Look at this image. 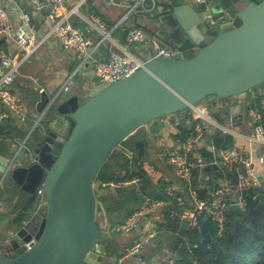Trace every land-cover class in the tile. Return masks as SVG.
Segmentation results:
<instances>
[{
	"label": "water",
	"instance_id": "water-1",
	"mask_svg": "<svg viewBox=\"0 0 264 264\" xmlns=\"http://www.w3.org/2000/svg\"><path fill=\"white\" fill-rule=\"evenodd\" d=\"M211 3L213 14L228 16L227 24L209 25L199 10L180 5L161 16L154 13L160 16L163 36L183 54L195 48L193 56L159 58L152 53L145 68L108 87H96L83 103L68 90L61 105L57 98L47 102L52 105L46 117L55 123L31 141L34 162L8 172L6 160L0 161V173L23 184L16 211L23 210L40 187L44 190L31 219L0 243V264H103V255L96 251L100 229L94 184L121 143L151 125L158 133L163 117L202 101L233 104L236 97L264 84V0ZM258 200L262 207L264 195ZM232 209L239 211L240 206ZM181 227L190 230L186 220ZM33 236L36 243L26 249Z\"/></svg>",
	"mask_w": 264,
	"mask_h": 264
},
{
	"label": "crops",
	"instance_id": "crops-1",
	"mask_svg": "<svg viewBox=\"0 0 264 264\" xmlns=\"http://www.w3.org/2000/svg\"><path fill=\"white\" fill-rule=\"evenodd\" d=\"M134 1L137 0H123L120 7L113 8L107 6L104 0H87L85 5L80 8V14L73 17V23L76 28L88 35L94 42H97L99 41V34L89 25L86 19L91 15L99 16L106 22L108 28L113 30L115 25L123 18L126 12V5ZM156 1H158L156 12H159L160 16L165 11L179 5L190 7L189 9L193 11L200 9L192 0ZM75 3V0H66L67 8L73 7ZM0 7L6 9L8 12L9 26L12 30L21 28L28 34L33 30L37 35V40L42 39V37L48 34L50 25L45 19L46 16L33 10L31 0H0ZM24 13H27L32 18L30 24L24 22ZM154 15V13L152 15H131L128 21L116 30H113L112 37L120 45H123L125 31L127 32L132 28L142 30L150 38V42L149 44L137 45L134 51L144 58L152 55L154 47H173L179 50V47L172 40L163 36V31L158 28L160 16L155 17ZM2 41L4 42L5 53L12 55L19 53V46L14 39L7 38ZM196 51L195 48L190 49L184 55H193ZM100 52L105 57L110 52L119 53V49L103 44L100 47ZM73 56L72 51L65 52L62 49L59 40L55 36H50L42 43L38 51L29 59L27 58L20 66L19 73H17L15 82L12 85V91L18 96L20 102L25 107L26 113L23 119L9 114L8 118L0 125V161L6 160V167L14 158H17L14 167L20 169L28 168L34 162L31 141L40 139L49 126L55 123V118L45 117L44 120L37 124L38 117L42 113L41 111L48 105L47 102L60 92L66 82H68L67 90L74 92L79 97L81 103L89 97L93 89L99 86L90 68H84L76 72L78 62ZM262 86L247 94L236 97L233 104L231 101L218 99L214 103L202 101L197 105L206 106L216 122L232 129V131L234 130L235 134L233 135L223 134L215 128L208 127V135L206 136L213 144L218 134L220 136H230L232 138L231 147L222 152L236 151L241 154L250 155L255 162V181L260 183V186L257 188H262L264 192V167L259 162L261 148L257 144H250L245 138L254 135V128L257 124L255 115L257 113L261 114L257 108H251V102L258 97L262 98V90H260ZM65 92L61 93L57 98V104L61 105L64 102L62 95ZM233 106H236L234 116L230 113ZM186 111L190 116L186 120L185 115L180 113L163 117L160 120L163 126L159 128L158 133L153 132L155 125H151L150 128H143L148 152L142 158L139 167L150 183L149 189L141 184L139 186L138 184H129L115 190L104 187L103 183H97L95 195L98 206L97 222L100 233L96 251L100 255H103V264H158L165 258H172L175 262L181 260L179 250L182 245L179 246V243L176 241L177 234L172 232H160L150 246L145 247L138 255L128 258L123 257L126 250L144 235L152 218L156 220L158 227V223L163 221L166 209H163L151 218L146 217L142 219L138 230L131 234H123L118 228L129 213H133L138 209L145 199L152 198V196L161 192L163 193V189L167 185L177 188L181 191L185 201L187 203L190 202L188 187L177 179L174 168L165 161L164 156H161V153H164L167 149L175 148L183 141L184 131L192 129L191 133L193 132L195 122L191 118V109L189 108ZM67 131L66 125L60 133L62 136H65ZM23 144L25 147H23ZM22 154L25 156L24 160L21 159ZM200 156L203 157L206 165L203 168L194 170V181L199 188V194L202 198L208 197L211 191L220 185L226 183L233 185L236 182V165L233 162L225 163L221 159H218L217 163L213 164L215 159L210 149L195 153L191 157V161L193 162ZM151 164L156 169L158 165L161 171L156 180L151 175ZM116 171L119 172V170ZM121 175L124 176L125 172L122 171ZM2 178L3 174L0 173V181H2L0 185V243L4 242L5 239L18 230L15 220L20 211H16L14 206L23 187V184L14 178H5L4 180ZM18 178L20 180L23 179L22 177ZM38 190L36 191V195H38ZM40 200H42V197ZM172 205H175V203H172ZM38 207L40 206H37L31 212L30 219L38 210ZM179 208L182 210L180 214L182 226L183 219L181 215L184 209L182 207ZM203 219L204 221L208 220L206 217H203ZM187 239V237H183L184 242H187Z\"/></svg>",
	"mask_w": 264,
	"mask_h": 264
},
{
	"label": "built area",
	"instance_id": "built-area-1",
	"mask_svg": "<svg viewBox=\"0 0 264 264\" xmlns=\"http://www.w3.org/2000/svg\"><path fill=\"white\" fill-rule=\"evenodd\" d=\"M73 7L67 8L66 0H31L33 10L39 14L45 15L47 23L50 25L48 34L42 39H36V33L32 30L29 34L21 28L12 30L9 26L8 12L0 7V41L3 39H14L19 46V53L12 55L5 52H0L1 68H0V125L9 116L13 114L19 119L25 117V107L20 102L18 96L12 91V85L15 82L16 75L20 66L35 54L42 43L50 36H55L62 47L66 51H72L73 57L78 62L76 72L84 68L92 70L93 77L98 81V85L108 87L120 80L126 79L133 75L137 70L145 68L147 63L146 58L140 57L135 53L134 49L140 44H149L150 38L147 37L142 30L138 28L129 29L126 32L125 41L120 45L113 37L112 32L122 24L129 20L131 15H152L157 10L156 0H137L126 5V12L121 21L115 25L113 30H110L104 20L96 15H91L86 21L99 34V41L94 42L88 35L75 27L73 17L80 14V8L85 5L87 0H75ZM123 0H104L109 7H120ZM149 2V3H148ZM195 5L200 7L199 13L202 20L209 25L215 26L224 25L229 22L227 15H215L211 11V0H192ZM23 20L26 24L32 22V18L27 13L23 14ZM109 44L112 47L119 49V53L110 52L107 56L100 52V47L103 44ZM155 44V42H154ZM180 54L182 59L186 56L178 49L173 47H154V57L173 58ZM8 68V72H3L2 68ZM68 88V82L64 84L60 92L54 97V100L65 92ZM52 102L49 103L44 111L40 114L37 120L39 124L45 119L48 114ZM191 118L195 122L193 132L187 136L175 148L167 149L161 156L175 170L177 179L185 183L189 190L190 202L187 203L182 196L181 191L174 188L172 185H167L164 191L167 198L152 199L147 198L142 205L136 209L124 222L121 223L118 230L123 234H131L138 230L140 222L146 217H153L160 213L163 209H167L172 203L182 207L181 215L183 220H186L188 227L191 230L201 231V218L211 219L216 225L217 235L221 236L224 233L226 225L227 213L234 205H239L241 210H244L245 201L244 195L250 192L251 189L260 186V183L255 181V162L250 155L238 153L236 151L222 152L216 149L214 144L207 139V128H215L223 134H235L234 130L216 122L209 109L206 106L190 107ZM256 125L254 135L245 137L250 144L260 146L259 162L264 167V126L262 125V116L257 113L255 115ZM23 147L25 145L23 144ZM210 149L214 155L213 164L221 159L225 163H234L236 172V182L232 185L223 184L211 191L210 195L202 198L199 194V188L194 181V170L203 168L206 163L203 157L196 158L193 162L191 157L203 150ZM17 158L7 166V171L10 172L14 167ZM7 174L3 175L2 180ZM141 179L135 178L131 181L124 182H108L103 183L104 187L111 189H120L129 184H139ZM2 181H0V185ZM44 195L43 187L38 190V196L41 198ZM156 220L152 218L149 227L144 232V235L130 248L126 250L123 257L128 258L133 255H138L145 247L150 246L154 239L158 236ZM36 243L35 237H32L29 243L26 244V249ZM158 264H176L172 258H165Z\"/></svg>",
	"mask_w": 264,
	"mask_h": 264
},
{
	"label": "trees",
	"instance_id": "trees-1",
	"mask_svg": "<svg viewBox=\"0 0 264 264\" xmlns=\"http://www.w3.org/2000/svg\"><path fill=\"white\" fill-rule=\"evenodd\" d=\"M125 36L126 31L124 32V38ZM0 52H4L3 41H0ZM262 99L264 98L258 97L252 100L251 108H257L261 112L262 125L264 126ZM180 114L185 115V120L190 118L187 111ZM191 130H183V139L191 134ZM231 144L232 138L230 136H220L218 134L214 139V145L219 151H225L228 147H231ZM118 149H120L118 153L114 152L112 158L102 166L95 184L114 181L124 182L140 178L141 182L138 186L141 184L149 189L150 183L139 167L142 158L148 152L145 135L137 131L121 143ZM116 170H119V172ZM122 171L125 172L124 176L121 175ZM165 188L166 186L163 193L154 195L152 198H167L164 193ZM262 190V188L251 189L250 192L244 195V210L234 211L231 209L227 213L225 230L221 236L217 235V228L212 220L204 221L203 217L200 220L202 228L200 232L192 229L183 231L180 219L182 210L176 204L168 207L164 211L163 221L158 223L157 228L159 233L172 232L177 234L176 241L182 247L179 250L181 260L176 264H264V205L259 207L260 201L258 200V196L264 194ZM40 205L39 196L32 195L24 209L18 213L15 225L18 228L21 227L24 222L30 219L31 212ZM131 214L132 212L122 222ZM183 237L188 238L187 242L183 241Z\"/></svg>",
	"mask_w": 264,
	"mask_h": 264
},
{
	"label": "rangeland",
	"instance_id": "rangeland-1",
	"mask_svg": "<svg viewBox=\"0 0 264 264\" xmlns=\"http://www.w3.org/2000/svg\"><path fill=\"white\" fill-rule=\"evenodd\" d=\"M107 45H109L108 43H107ZM191 56V54H186V57H190ZM260 90H262L261 91V93H262V98H264V85L260 88ZM255 93V92H254ZM259 94V93H258ZM257 95V94H256ZM262 103H263V105H264V99H262ZM139 133L141 134V133H143V128L142 129H140L139 130ZM129 139V138H128ZM125 142V141H124ZM120 149H118L117 151H115V153H118V151H119ZM131 156L129 155V158H130ZM114 162V161H113ZM113 164V163H112ZM163 164V163H162ZM150 170H151V175H153L152 177L156 180L158 177H159V175H160V168H159V166L157 165V169L155 168V166H153L152 164L150 165ZM94 187L95 188H97V184H94Z\"/></svg>",
	"mask_w": 264,
	"mask_h": 264
}]
</instances>
